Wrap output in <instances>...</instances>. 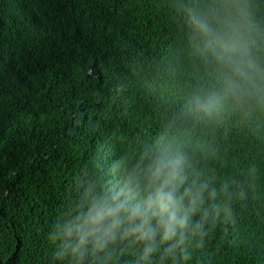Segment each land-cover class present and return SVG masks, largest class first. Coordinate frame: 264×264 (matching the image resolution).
<instances>
[{
	"label": "trees",
	"instance_id": "16d2710c",
	"mask_svg": "<svg viewBox=\"0 0 264 264\" xmlns=\"http://www.w3.org/2000/svg\"><path fill=\"white\" fill-rule=\"evenodd\" d=\"M238 4L264 68V0H0V264H68L49 236L84 188L122 184L146 153L177 148L188 182L208 183L184 244L166 254L177 237L158 235L141 260L143 242L118 239L85 264H264V104L190 110L224 86L187 10L219 29Z\"/></svg>",
	"mask_w": 264,
	"mask_h": 264
},
{
	"label": "clouds",
	"instance_id": "9594fccd",
	"mask_svg": "<svg viewBox=\"0 0 264 264\" xmlns=\"http://www.w3.org/2000/svg\"><path fill=\"white\" fill-rule=\"evenodd\" d=\"M187 23L193 38L204 45L201 50L205 59L211 58L222 74V95L198 92L190 101L194 114H211L223 101L243 105L250 100L264 104V68L251 55L257 40L253 25L243 5L224 6V15L218 17L221 28L217 29L202 15L191 8L187 10ZM147 157L145 164L144 158ZM128 173L122 184L102 186L88 184L74 208L58 223H54L49 239L57 244L55 257L67 260L68 264H85L87 257L97 258L107 254L108 246L117 240L131 238L132 243L143 242L141 260H147L158 250L160 244L177 237L175 244L165 249L166 254L184 244L185 231L190 218L205 203L207 182H188L187 157L180 149H160L151 155L145 154ZM227 184L221 191L227 193ZM181 189H183L181 191ZM212 198L216 189L208 191ZM202 220L194 232L202 229ZM203 236V232H198ZM188 258L186 248H182ZM165 256H161V262ZM101 264H107L101 257ZM139 264V261L137 262Z\"/></svg>",
	"mask_w": 264,
	"mask_h": 264
}]
</instances>
